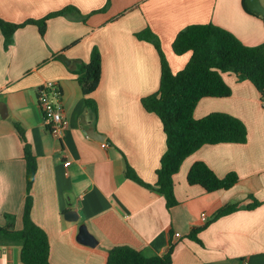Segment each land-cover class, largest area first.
Masks as SVG:
<instances>
[{
	"label": "crops",
	"instance_id": "1",
	"mask_svg": "<svg viewBox=\"0 0 264 264\" xmlns=\"http://www.w3.org/2000/svg\"><path fill=\"white\" fill-rule=\"evenodd\" d=\"M107 4L108 0H0V17L13 23L40 19L67 6L77 8L50 18L45 34L36 24L20 27L8 48L0 28V105L5 103L9 112L4 117L0 110V225L13 214L15 228L23 227L28 142L38 166L31 190L32 217L49 234L52 264H108L109 250L118 245L149 256L164 255L174 245L173 264H264V104L250 80L225 72L232 94L198 102L196 118L215 111L237 116L248 127V141L205 144L189 155L174 175L176 206L169 208L163 194L126 173L129 164L141 179L155 184L167 150L161 117L142 102L160 88L161 57L153 42L137 34L150 28L178 72L192 51L179 55L173 42L188 25L213 22L255 46L264 43V20L248 12L243 0ZM129 6L135 7L128 10ZM94 47L103 57L102 79L91 94L98 104L97 116L71 69L77 59L89 61ZM60 53L71 64L58 58ZM48 83L60 87L69 119L62 139L49 130L38 99ZM92 130L106 138L92 136ZM103 141L109 145L103 146ZM66 160H71L69 167ZM199 160L221 177L236 172L238 183L212 192L190 184L189 171ZM253 197L261 201L259 206L212 221L200 231L201 241L189 237L223 206L248 205ZM71 209L79 219L67 218ZM83 223L99 240L96 246L78 240ZM21 249L19 244L0 243V264H24Z\"/></svg>",
	"mask_w": 264,
	"mask_h": 264
},
{
	"label": "trees",
	"instance_id": "2",
	"mask_svg": "<svg viewBox=\"0 0 264 264\" xmlns=\"http://www.w3.org/2000/svg\"><path fill=\"white\" fill-rule=\"evenodd\" d=\"M110 0H108L109 4ZM107 4V5H108ZM245 9L264 20V15L252 9L247 0H243ZM107 7V6H106ZM103 8L101 10L106 9ZM72 6L53 11L40 19H28L22 23H13L0 17V28L5 35V46L13 42L17 29L27 24L39 26L45 34L50 18L68 15ZM138 37L154 43L161 57V85L157 92L143 98L142 102L149 111L157 113L167 135V150L163 154L157 170V181L149 184L141 179L133 167L127 164V176L149 189L163 194L169 208L179 201L175 194L174 175L179 172L184 160L205 144L226 142L245 143L248 141V127L239 117L227 112L215 111L202 118L194 115L198 102L203 97H225L232 94V87L226 82L223 73L233 71L239 80H250L264 99V43L251 46L243 42L229 29L210 23L191 24L182 29L173 42V48L179 55L192 51L187 65L174 72L162 48L159 38L147 28L137 34ZM72 72L77 76L82 90L87 95V104L96 114L98 104L91 94L98 88L103 75V57L100 49L94 47L89 61L77 59ZM23 139V130L18 126ZM27 159V196L23 214V227L15 228L13 214H7L8 223L0 225V243L21 245V260L24 264H52L51 243L47 231L32 217L33 196L31 193L37 172V158L30 143L25 145ZM236 172L219 176L205 161H196L188 174L190 184H199L207 191L230 189L239 181ZM261 204L253 197V202L240 205L228 203L219 209L211 220L202 226L194 227L189 237L201 241L199 233L212 221L232 213L240 208L252 209ZM174 245L164 255H146L143 250L130 245H118L109 250L108 264H173Z\"/></svg>",
	"mask_w": 264,
	"mask_h": 264
},
{
	"label": "built area",
	"instance_id": "3",
	"mask_svg": "<svg viewBox=\"0 0 264 264\" xmlns=\"http://www.w3.org/2000/svg\"><path fill=\"white\" fill-rule=\"evenodd\" d=\"M38 99L45 115L46 125L57 139H62L66 128L69 126V119L65 115L60 87L56 83H48L39 90ZM108 145L106 141H103V146ZM70 164L71 160H66L65 166L69 167ZM67 174H69V171H67ZM207 218L204 214L203 219L206 220ZM177 235L180 236V233H177Z\"/></svg>",
	"mask_w": 264,
	"mask_h": 264
},
{
	"label": "water",
	"instance_id": "4",
	"mask_svg": "<svg viewBox=\"0 0 264 264\" xmlns=\"http://www.w3.org/2000/svg\"><path fill=\"white\" fill-rule=\"evenodd\" d=\"M247 2H248V5L252 9H254V10L260 12L262 15H264V5H263L261 0H247ZM58 58L65 61L67 64H71V62H72L64 53H60L58 55ZM0 110H1V113L3 114L4 117H6L7 114L9 113L8 107L5 103H2L0 105ZM90 134L92 136H94V134L100 135L101 137H99V136H95V137L98 139H101V140L106 138L105 134H102L100 132H96L95 130L90 131ZM67 218H69L71 220H77V219H79V214L77 213V211H74L73 209H71L67 213ZM78 240L84 244H88L91 246H96L99 243V240L97 239V237L89 230L88 226L85 223L81 224V226H80V232L78 234Z\"/></svg>",
	"mask_w": 264,
	"mask_h": 264
},
{
	"label": "rangeland",
	"instance_id": "5",
	"mask_svg": "<svg viewBox=\"0 0 264 264\" xmlns=\"http://www.w3.org/2000/svg\"><path fill=\"white\" fill-rule=\"evenodd\" d=\"M263 1V3H264V0H262ZM135 6H129V8H128V10H130V9H132V8H134Z\"/></svg>",
	"mask_w": 264,
	"mask_h": 264
}]
</instances>
